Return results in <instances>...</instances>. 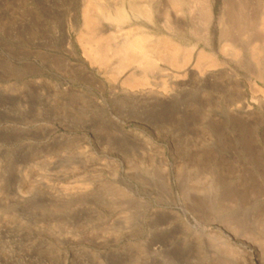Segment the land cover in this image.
I'll use <instances>...</instances> for the list:
<instances>
[{"label":"rangeland","instance_id":"rangeland-1","mask_svg":"<svg viewBox=\"0 0 264 264\" xmlns=\"http://www.w3.org/2000/svg\"><path fill=\"white\" fill-rule=\"evenodd\" d=\"M165 1L0 0V264H264V0Z\"/></svg>","mask_w":264,"mask_h":264},{"label":"bare ground","instance_id":"bare-ground-1","mask_svg":"<svg viewBox=\"0 0 264 264\" xmlns=\"http://www.w3.org/2000/svg\"><path fill=\"white\" fill-rule=\"evenodd\" d=\"M167 1V0H166ZM165 1V2H166ZM170 1H173V0H170ZM179 1V0H178ZM182 1V0H181ZM191 1V0H190ZM245 1V2H244ZM243 1V3L244 4H246L247 5V3L246 2H248L247 0H244ZM260 1V0H259ZM143 2V1H142ZM162 2V1H161ZM161 2H159V3H161ZM164 2V3H165ZM169 2V1H168ZM167 2V3H168ZM177 2V1H176ZM180 2V1H179ZM178 2V3H179ZM183 2H185V1H183ZM183 2H181V3H183ZM194 2V1H193ZM131 3V2H130ZM144 3V2H143ZM186 3V2H185ZM185 3H183V4H185ZM249 4H250V2H248ZM261 3V2H260ZM121 4V3H120ZM171 4V3H170ZM182 4V5H183ZM128 5V4H127ZM130 6V5H129ZM136 6V5H135ZM143 6H146V7H157L158 6V8L160 7V6H163V5H158V4H156V2H154V1H150V2H147V3H144V4H142L141 2H140V4H139V7L141 8V7H143ZM164 6L166 7V8H168L165 4H164ZM163 6V7H164ZM169 6V5H168ZM173 6V5H172ZM184 6V5H183ZM191 5H189V7H190ZM195 6V5H194ZM258 6V5H257ZM264 6V5H263ZM114 7V6H113ZM191 7H193V5L191 6ZM145 8V7H144ZM196 8V7H195ZM260 8V7H259ZM258 8V9H259ZM263 9H264V7H262ZM261 8V9H262ZM136 9V8H135ZM135 9H132V10H134L135 11ZM154 9H157V8H154ZM169 9H171V8H169ZM193 9V8H192ZM159 10H161V9H159ZM164 10V9H163ZM166 10H168V9H166ZM175 10H177V9H175ZM180 10V9H179ZM191 10V9H190ZM196 10V9H195ZM117 11V10H116ZM142 11V10H141ZM148 11H149V9H148ZM172 11V10H171ZM182 11V10H181ZM262 11V10H261ZM142 12H144V11H142ZM161 12V11H160ZM173 12H176V11H173ZM138 13V12H137ZM149 13V12H148ZM165 13V12H164ZM167 13V12H166ZM249 13V12H248ZM158 14H160V13H158ZM161 14H162V12H161ZM251 14V13H250ZM118 15H119V13H118ZM170 15V14H169ZM179 15H181V13H180V11H179V14L176 12V13H174V19H173V21L177 18V17H179ZM173 17V16H172ZM250 17V16H249ZM119 18V17H118ZM130 18V17H129ZM159 18V17H158ZM170 17H167V19H169ZM248 18V17H247ZM247 18H244V20L245 19H247ZM142 19V18H141ZM171 19V18H170ZM204 19V18H203ZM251 19V18H250ZM106 20H108V19H106ZM164 20V19H163ZM177 20H178V18H177ZM177 20H176V22H177ZM202 20V19H201ZM127 21H128V19H127ZM252 21V20H251ZM250 21V22H251ZM109 27L113 30V31H115V33H116V37L113 35V37H115L114 38V40L116 39V41L117 42H119V43H126L127 44V40H129V36L128 35H125V33L122 31V29H123V24L120 22V20H109ZM129 23L131 24V25H138L139 23H140V17H138V16H136V15H133L132 17H131V19L129 20ZM165 23H166V21H165ZM164 23V24H165ZM220 23V22H219ZM227 23V22H226ZM229 23V22H228ZM162 25V24H161ZM229 25V24H228ZM164 27V26H163ZM170 27V26H169ZM232 27V26H231ZM134 28V27H133ZM137 28V27H136ZM139 28V30H140V27H138ZM130 29V28H129ZM132 30V29H131ZM134 30H135V28H134ZM178 30V29H177ZM196 31V30H195ZM241 31V30H240ZM126 32V31H125ZM202 32H204V35L206 34V30H203ZM124 33V34H123ZM230 33V32H229ZM141 34V33H140ZM232 34V33H231ZM227 35H228V33H227ZM138 36V35H137ZM194 36H195V34H194ZM231 36H233V35H231ZM138 37H140V35L138 36ZM197 37V36H196ZM201 37H202V35H201ZM136 38V37H135ZM139 39V38H138ZM140 39H141V37H140ZM199 39V38H198ZM132 41V40H131ZM140 41L141 40H139V41H137V42H139V45L141 44L140 43ZM130 42V41H129ZM134 42V41H133ZM132 42V43H133ZM201 42V41H200ZM131 43V42H130ZM134 44H136V43H134ZM138 44V43H137ZM206 44L204 43V46H205ZM135 46V45H134ZM207 46V45H206ZM131 47L132 46H130V49H131ZM135 47H137V45L135 46ZM135 47H132V49L133 48H135ZM129 48V47H128ZM138 48V47H137ZM136 48V50H139V49H137ZM122 50V49H121ZM120 50V51H121ZM124 50H125V48H124ZM128 50V49H127ZM145 50V49H144ZM126 51V50H125ZM132 51V50H131ZM130 51V52H131ZM134 51V50H133ZM132 51V52H133ZM141 51H142V48H141ZM135 52V51H134ZM133 52V53H134ZM148 52V51H147ZM125 53H127V52H125ZM138 53V52H137ZM148 54V53H147ZM146 53H141V54H139L138 55V63L139 64H141L143 61H145L146 60V58H147V55ZM136 55L137 54H135V57H136ZM151 56V55H150ZM149 56V57H150ZM137 59V58H136ZM150 59V58H149ZM151 61V60H150ZM156 61V60H155ZM141 62V63H140ZM152 63V62H151ZM157 63V62H156ZM148 64H149V62H148ZM149 65H151V64H149ZM154 65V62H153V64L151 65L152 67H154L153 66ZM138 67V66H137ZM146 68V67H145ZM150 68V67H149ZM159 69V68H158ZM147 70H148V67H147ZM150 70H151V68H150ZM145 71V70H144ZM147 95V94H146ZM149 95V94H148Z\"/></svg>","mask_w":264,"mask_h":264}]
</instances>
